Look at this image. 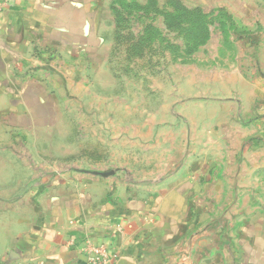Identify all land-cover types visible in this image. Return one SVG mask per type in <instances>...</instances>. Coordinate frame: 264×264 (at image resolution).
<instances>
[{
  "label": "rangeland",
  "instance_id": "rangeland-1",
  "mask_svg": "<svg viewBox=\"0 0 264 264\" xmlns=\"http://www.w3.org/2000/svg\"><path fill=\"white\" fill-rule=\"evenodd\" d=\"M72 1L48 0L52 5L42 11L48 23L45 44L55 46L36 45L32 52L46 69L37 79L50 82L62 72L70 80L60 106L62 90L51 89L44 107L32 104L40 88L27 92L36 127L53 131L40 137L20 133L15 143L25 141L30 148L4 153V160L24 161L40 171L36 160L67 157L76 162L74 171L114 173L146 191L184 170L180 177L203 176L221 193V200L211 202L222 212L210 218L212 223L228 224L235 208L264 210L263 198H233L235 178H249L254 164H262L256 173L264 180V107L256 104L264 105L257 96L264 73L258 50L250 49L252 30L241 26L250 9L239 10L240 2L251 0H112L94 7L82 27L78 20L82 14L83 22L88 19L92 0ZM63 23V30L57 29ZM92 33L112 40L107 45L88 40ZM60 43L71 52L68 57L59 54ZM80 43L87 51L81 57L75 52ZM73 64L81 65L82 74L68 72ZM112 129L107 152L105 135ZM9 171L24 175L18 168L4 169V175ZM247 192L264 195V182L247 185Z\"/></svg>",
  "mask_w": 264,
  "mask_h": 264
},
{
  "label": "crops",
  "instance_id": "crops-1",
  "mask_svg": "<svg viewBox=\"0 0 264 264\" xmlns=\"http://www.w3.org/2000/svg\"><path fill=\"white\" fill-rule=\"evenodd\" d=\"M8 1L0 0V5ZM73 1L77 5L87 0ZM111 1L92 0L86 9L88 19L83 22L82 14L79 25H88L93 8ZM240 4L244 7L239 10L250 9L249 18L241 26L252 30L250 39L254 43L250 49L258 50L264 73V0ZM50 5L48 0H11L0 16V264H88L89 245L109 247L115 254L110 264H264V210L258 205H251L249 212L235 208L228 224L212 223L210 218L222 212L214 210L211 202L222 197L213 192L211 182L203 176L198 180L188 175L180 177L181 170L146 191L122 178L74 171L77 164L67 157L36 160L40 171H33L35 167L24 161L4 160V153L13 155L30 148L25 141L15 143L20 133L40 137L53 131L36 127L27 92L33 86L40 88L33 93L32 104L36 101L44 107L51 101V89L62 90L63 94H57L60 106L70 84L62 72L59 79L50 82L36 78H41L46 69L32 55L34 47L55 46L46 45L44 36L48 23L42 11ZM62 14L67 15L66 9ZM64 25L57 29L63 30ZM110 36L92 33L88 40L107 45ZM79 45L75 52L81 57L87 51L84 44ZM57 47L60 55L71 54L63 44ZM80 66L69 65V71L64 72L82 74ZM257 89V96L264 98V77L257 80ZM58 120H63L60 114ZM109 131L104 141L107 152L113 145L108 138L114 131ZM260 167L262 164H254L249 178H235L238 192L234 200L264 199L263 194L247 192V185L264 182L256 173ZM11 168L22 170L23 177L10 171L4 175V169Z\"/></svg>",
  "mask_w": 264,
  "mask_h": 264
},
{
  "label": "built area",
  "instance_id": "built-area-1",
  "mask_svg": "<svg viewBox=\"0 0 264 264\" xmlns=\"http://www.w3.org/2000/svg\"><path fill=\"white\" fill-rule=\"evenodd\" d=\"M9 0L7 3H10ZM7 3L0 5V16L7 7ZM86 257L88 264H110L115 254H113L109 247L105 245L93 246L89 245L86 249Z\"/></svg>",
  "mask_w": 264,
  "mask_h": 264
},
{
  "label": "water",
  "instance_id": "water-1",
  "mask_svg": "<svg viewBox=\"0 0 264 264\" xmlns=\"http://www.w3.org/2000/svg\"><path fill=\"white\" fill-rule=\"evenodd\" d=\"M94 175L102 176V177H110L114 173H102V172H92Z\"/></svg>",
  "mask_w": 264,
  "mask_h": 264
}]
</instances>
